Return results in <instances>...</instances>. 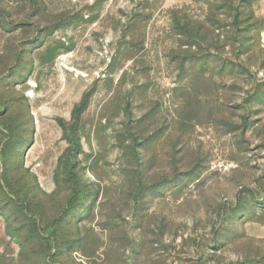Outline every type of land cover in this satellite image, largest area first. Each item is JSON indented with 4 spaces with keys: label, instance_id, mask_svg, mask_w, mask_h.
<instances>
[{
    "label": "rangeland",
    "instance_id": "obj_1",
    "mask_svg": "<svg viewBox=\"0 0 264 264\" xmlns=\"http://www.w3.org/2000/svg\"><path fill=\"white\" fill-rule=\"evenodd\" d=\"M4 105L0 264H264V0H0Z\"/></svg>",
    "mask_w": 264,
    "mask_h": 264
},
{
    "label": "trees",
    "instance_id": "obj_2",
    "mask_svg": "<svg viewBox=\"0 0 264 264\" xmlns=\"http://www.w3.org/2000/svg\"><path fill=\"white\" fill-rule=\"evenodd\" d=\"M88 100H89V96L88 94H85L81 101L73 108L72 110V117L73 119H78L80 117V115L83 113V111L86 109L87 105H88ZM14 106H8V105H4V113L0 114L1 116L10 114V112H12ZM8 122V121H7ZM12 123V122H11ZM58 126L65 131L66 130V125L64 123V121L62 120H57ZM3 126V130L0 129V156H1V167H2V173L0 175V194H3V187L10 189L15 183L13 182L14 176H15V172H16V164H17V155H18V150L15 149V145L17 144V141L20 140V136L18 133H16V129L15 126L9 127L7 126L5 123H1L0 122V127ZM5 127V128H4ZM63 157L59 158V162L57 165V168L55 170V175H54V179L56 181V179H58V169L60 168V164L62 161ZM2 183V184H1ZM24 198L26 196H23ZM6 198V207L4 208V210H1L0 213L3 215H6V222H7V231L9 228L10 234L11 235H15V233H17L16 230L10 228V219H8V217L12 216V209H14V207L21 209L23 208V203L24 201H22L18 196H9V197H5ZM4 199V198H3ZM18 206V207H17ZM25 214L23 215V217L25 218V221L27 223L31 222V216L28 217V215L26 214H30L28 212H24ZM31 224V223H30ZM34 224V222H32V225ZM54 230V226L52 227ZM34 235L32 239H36L37 236V232L36 234H32ZM38 237V236H37ZM37 240V239H36ZM20 245L21 248L24 247V241L20 240Z\"/></svg>",
    "mask_w": 264,
    "mask_h": 264
}]
</instances>
